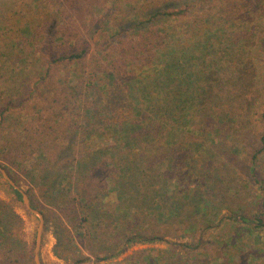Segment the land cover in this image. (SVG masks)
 I'll return each instance as SVG.
<instances>
[{
  "label": "trees",
  "instance_id": "trees-1",
  "mask_svg": "<svg viewBox=\"0 0 264 264\" xmlns=\"http://www.w3.org/2000/svg\"><path fill=\"white\" fill-rule=\"evenodd\" d=\"M78 1L82 0L59 2L60 12L62 7L73 11ZM170 1L156 0V10L148 17L142 6H130L134 15L125 16L126 11H122L123 20L137 17L139 24H143L161 15L166 22L173 17L179 23L190 14L198 16L199 21L207 16L202 2L189 0L181 9H165ZM242 1L227 2L214 16L229 19L232 14L225 13V9L237 13V2ZM14 2L5 0V10ZM84 2L78 14L81 8L89 10L96 0ZM260 2L259 6L264 8V1ZM243 7L242 2L240 10ZM46 21L41 18L26 29L35 34L31 43L40 39V49L42 40L46 41ZM224 23L221 24L226 27ZM65 26L64 21L62 29ZM181 34L182 41L174 35L170 40L164 30L159 31L155 39H160L159 42L148 48L130 46L133 53L124 48L121 39L118 54L122 58L111 57L109 65H98L95 71L87 65L76 70L59 108L52 103L47 108L36 102L39 95L35 92L46 75L28 82L27 77H32L29 71L17 67L19 63L27 65V51L11 58L16 61L13 66L1 63L8 71H15L16 88H29L26 99L33 105L30 114L37 122H13L11 110H1L0 159L27 176L22 163L33 158L32 168L38 174L31 179L38 184L37 192L45 201L46 210L53 208L66 214L77 227L91 228L96 234L105 229L112 231L110 243L115 250L111 257L120 255L129 246L160 243L167 236L182 239L195 236V226L202 223L196 214L219 210L222 196L230 191L228 178L223 177L228 161L223 162L219 152L233 147L234 143L228 141L241 126V116L247 119L257 105L253 90L257 60L254 51L263 54L264 64V50H260L264 44L247 47L252 53L243 57L239 56V51H245L240 48V40H235L233 32L228 33L222 26L216 28L213 42L211 33L197 23L182 24ZM72 49L52 55L50 66L84 63L87 52L82 42ZM8 113H11L9 120ZM207 152L211 162L205 158ZM246 161L248 180L256 181V160L252 156ZM0 166L18 185L9 169L1 163ZM64 180L68 190L62 185ZM5 182L13 201L21 200V193ZM29 202L37 209L30 199ZM39 212L45 215L44 210ZM207 217L209 221L204 220L202 225H212L216 220ZM229 219L237 224V230L264 229L259 216L249 218L236 212ZM239 239L244 240L242 236ZM199 244V237L195 244L173 241V245L183 250H194Z\"/></svg>",
  "mask_w": 264,
  "mask_h": 264
},
{
  "label": "rangeland",
  "instance_id": "rangeland-1",
  "mask_svg": "<svg viewBox=\"0 0 264 264\" xmlns=\"http://www.w3.org/2000/svg\"><path fill=\"white\" fill-rule=\"evenodd\" d=\"M62 1L64 0H15L14 3L7 5V10L3 4L5 0L0 1V75H3L0 76V111L5 108L10 109L14 116L13 122L21 121L22 124L37 122L30 114L33 105L26 99L29 88H16L13 82L15 71H8L1 65L2 62H8L10 66H13L16 61L11 58L15 55L21 56L23 51H27V65L19 63L17 67H26L29 71L32 77L30 79L27 77L28 82L33 77L46 75L35 92L38 91L39 95L35 99L36 102H42L43 106H48L47 108L52 103L59 108L64 99L62 96L66 94L68 86L74 81L76 70H82L87 65L89 69L95 71L99 68L98 65H109L111 57L114 60L122 58L123 55L118 54L119 42L122 40L126 46L124 48L129 53L132 52L130 46L152 47L154 42L160 41V39L155 40L156 34L163 30L171 36L170 40H173L174 35L177 40L182 41V24L191 22L204 26L211 33V42L215 40L216 28L219 26L228 30V33L232 31L233 38L241 42V50H245L239 51V56L246 57L247 54H251L252 49L247 50L249 46L264 44V15H260L264 12V8L259 6L260 0H243L245 7L241 10L242 2H237V13L223 9L225 13L232 14L229 19L215 17L214 14L231 0L226 2L195 0L196 4L202 2L207 12V16H203L202 21L197 20L198 16L195 14H190L189 17L180 19L179 23H176L173 17L168 18L166 22L165 17L160 15L152 22L143 24H139L137 17L132 21L124 22L122 17L124 13L121 12L126 11L125 16H128V13L134 15L133 11H129L130 6H142V10L147 12L146 17H148L156 10V0H149L150 3H146L145 0H96L89 10L81 8V14H78V10L84 0L78 1L71 12L64 7L60 12L58 3ZM188 2L189 0L176 2L171 0L165 5L169 6L165 9H181ZM86 4L87 1L83 3L84 6ZM41 18L47 21L46 41L42 40L43 47L40 49L38 47L40 39L31 43L35 34L26 29L31 22L36 24ZM64 21L66 26L62 29ZM222 22H225L226 27H223ZM119 23L123 25L119 26ZM225 35L224 33V39H226ZM81 42L87 52L84 63L78 66L75 64L50 66L52 55L70 52L72 48H78ZM260 50H264V45ZM156 53V51L153 52L154 56ZM261 54L259 50L254 51L257 60L254 68L253 90L257 105L252 109V114L247 115V119L241 116L242 120L239 122L241 126L237 127L235 137L228 141V144L234 143L233 147L219 152L223 162L228 161L224 166L227 169L223 177L228 178L227 186L230 191H225L222 196L219 210L216 212L208 210L206 214L202 212L196 214L202 223L195 226L196 231L193 237L182 239L171 235L165 237V241L160 243L129 246L123 249L120 255L111 257L115 250L110 243L112 231L105 229L104 232L99 231L96 234L91 228L77 227V224L71 222L66 214H60L53 208L46 210L47 205L37 192L38 184L31 179L37 172L32 168L33 158L22 163V169L25 168L28 172L27 176L24 172L13 170L6 161L0 159L2 166L8 168L10 174L16 177L18 181L16 185L37 208L35 210L41 209L45 212V215L42 214L43 230L39 264H75L76 262L78 264H264V229L240 227L237 230V224L229 219L231 214L237 212L249 218L259 216L264 221V64L261 63L263 55ZM46 68H49L48 74H46ZM128 68H125L126 72ZM4 76L8 78L6 81L3 80ZM8 87L10 91H7ZM11 113L6 115L7 120L11 117ZM16 115L19 118H16ZM204 155L211 162L210 152ZM252 156L256 160L257 168L255 182L248 180L246 166L248 164L246 158L250 159ZM62 185L65 190L69 189L66 180L62 182ZM13 200L12 193L1 174L0 264H37L34 252L39 217L27 211L22 195L21 200ZM207 216H213L216 219L212 225H202L204 220H208ZM59 222L62 228L59 227ZM239 236H242L244 240H240ZM198 237L200 244L194 250H183L184 248L173 245V241L195 244ZM229 237H231L230 241Z\"/></svg>",
  "mask_w": 264,
  "mask_h": 264
},
{
  "label": "water",
  "instance_id": "water-1",
  "mask_svg": "<svg viewBox=\"0 0 264 264\" xmlns=\"http://www.w3.org/2000/svg\"><path fill=\"white\" fill-rule=\"evenodd\" d=\"M0 173L2 174L3 178L8 182L9 185H11L14 189L18 190L23 198V202L31 213L36 214L39 217V224L37 227V232H36V243H35V261L37 264H39V251H40V245H41V237H42V230H43V218L41 212L33 209L30 205L29 199L27 195L22 192L19 187L16 185V183L9 177L7 172L0 166Z\"/></svg>",
  "mask_w": 264,
  "mask_h": 264
}]
</instances>
